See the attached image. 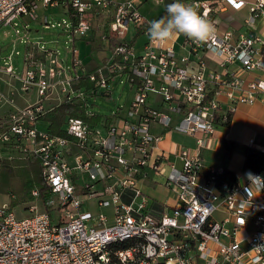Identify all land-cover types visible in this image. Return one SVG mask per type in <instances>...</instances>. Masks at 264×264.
<instances>
[{
	"label": "built area",
	"instance_id": "2783aa9c",
	"mask_svg": "<svg viewBox=\"0 0 264 264\" xmlns=\"http://www.w3.org/2000/svg\"><path fill=\"white\" fill-rule=\"evenodd\" d=\"M136 1L0 0V28L21 16L41 19L74 44L104 17L111 42L104 62L87 70L77 46L63 56L25 28L23 72L13 64L18 50L4 58L11 92L0 84V105L9 108L0 116L1 154L39 160L51 197L40 211L32 190L26 216L0 203V264H251L257 255L264 264V250L253 251L264 247V170L242 169L232 180L199 152L238 105L264 101V78L248 77L264 72V0H183L215 26L203 43L182 34L150 40L151 21ZM41 8H61L67 18L55 23ZM131 26L147 36L142 50L128 39ZM117 84L134 90L127 107L109 115L90 109L86 96H110ZM15 90L36 98L19 106ZM63 103L78 104L85 118L67 117L62 134L40 127ZM155 126L195 136V150L157 153L163 134ZM247 144L264 153L256 138ZM151 173L166 175L171 204L144 191Z\"/></svg>",
	"mask_w": 264,
	"mask_h": 264
},
{
	"label": "crops",
	"instance_id": "0c3cea01",
	"mask_svg": "<svg viewBox=\"0 0 264 264\" xmlns=\"http://www.w3.org/2000/svg\"><path fill=\"white\" fill-rule=\"evenodd\" d=\"M116 1H123V0H116ZM148 0H137L136 2L139 5V10L145 2ZM168 3H165V7L163 8L161 14L156 18L158 19L163 13L166 14V6ZM41 9L42 14H41ZM39 10V15L42 17L43 15H48L50 18H54L56 15L64 14L65 11L63 9H57L56 11L52 12L49 10H45L44 8H41ZM243 13V12H242ZM240 13V15L242 14ZM65 15V14H64ZM229 14H226L224 16V21L227 22ZM104 17H97V19L94 21L93 28L89 36L85 39H78L81 42H83V46H80V54L81 50L84 48L86 52V58H82L83 63L87 70L95 69L97 66L102 64L106 57L110 53L111 48V42H108L104 39L103 34L106 31V21L103 19ZM155 19V20H156ZM236 26H239L238 23H235ZM61 31V30H60ZM129 30L128 38L131 34ZM28 34L30 35L31 32H34L33 29L27 30ZM63 32V31H61ZM64 33V32H63ZM133 35L131 36L130 41L134 42L136 48L138 50H142L146 40L147 36L145 34H141L139 31L134 29ZM144 39L143 41H141ZM77 40V39H76ZM75 42V41H74ZM76 46V45H75ZM98 52H101V56L98 57L96 54ZM252 76H261L264 78V72L257 71L251 76H248L249 79L252 78ZM6 82V75L5 78H2L0 76V84L3 87L4 92L9 93L11 92L10 86H7ZM118 86L115 85V87ZM87 89V88H86ZM131 89V88H130ZM131 92L133 93L134 97V90L131 89ZM101 95H104L103 93H100ZM93 95V94H91ZM15 96H16V102L19 106H24L27 103H30L35 100L27 99L28 96L26 94H21L19 91L15 90ZM105 96V95H104ZM133 99V98H132ZM131 99V100H132ZM130 100V102H131ZM129 102V103H130ZM128 103V105H129ZM127 105V106H128ZM126 106V107H127ZM9 110L8 107H5L3 105H0V116L3 117L5 113ZM98 115H102L97 112ZM100 120V116L95 118V121L98 122ZM48 125V122L42 118V121L40 123V127L46 128ZM153 131L156 134H163V140L160 141L156 147L157 153H165L166 154H174L182 149H189L190 151L195 150L196 148V137L192 135H188L182 132H178L177 130H165L160 126H155L153 128ZM177 132L178 134L183 135V141L182 142H175L173 140V134ZM251 138H256V141L258 144L264 146V101H258L255 104L248 105V104H240L238 105L235 112L231 115V122L229 126H226L225 123L218 122L216 124V130L215 133L207 138L206 146L203 148H200V155L203 158L205 164L207 165H224L229 170H232L233 172L237 173L240 172L243 169L244 166V152L242 146H248L247 142ZM223 139H230L238 142L239 146L233 151L231 158L226 161L224 159V155L221 151V143ZM249 147V146H248ZM171 159L173 158V155L171 156ZM155 174L151 173L149 178L143 181V189L147 193V191H154L157 188L161 186L160 183L157 181H154L152 177H154ZM148 194V193H147ZM172 194V193H171ZM149 195V194H148ZM150 196V195H149ZM152 200L158 202L161 204L157 199L150 197ZM174 200V196L169 198V200L162 204H171ZM34 201V199H33ZM31 201L30 204L33 202ZM38 202H41L43 205V209H45L44 203L39 199ZM37 202V204H38ZM29 204V205H30ZM161 204V205H162ZM19 206L14 207L18 209ZM42 209V210H43ZM40 210V209H39ZM40 210V211H42Z\"/></svg>",
	"mask_w": 264,
	"mask_h": 264
},
{
	"label": "rangeland",
	"instance_id": "374dc122",
	"mask_svg": "<svg viewBox=\"0 0 264 264\" xmlns=\"http://www.w3.org/2000/svg\"><path fill=\"white\" fill-rule=\"evenodd\" d=\"M165 7L164 4L158 3L155 0H148L144 4H142L140 8V12L149 19V21L155 20L162 12L163 8ZM41 9V14H42ZM67 18L64 14H59L54 17L55 20L53 22L61 21L62 19ZM25 28L33 29L34 32H31L30 39L31 40H40V43L42 46L53 48L54 50H57L61 55H67L70 56V50L74 47V45L80 47L83 46V42L80 40H75L74 44L71 41L73 39V36L69 33H63L60 31L59 28H49L47 29L44 24L42 23L41 19L37 21H31L29 19H25L24 17H20L19 19L15 20V23H13L11 26H5L0 28V55L2 58H0V68L5 66V60L9 54L12 52H15L16 50L19 51V55H14L13 58V64L16 68V71L18 73H22L24 70V53L26 51L27 43L25 41ZM16 29H19V33L16 34ZM135 27H130V36L128 39H131V36L134 34ZM142 39L141 41H143ZM15 50V51H14ZM82 58H86V52L84 48L81 50ZM98 57L101 56V52H98L96 54ZM0 76L2 78H5V74L0 72ZM7 79V78H6ZM28 96L27 99L33 100L35 98V93L31 92L29 94H26ZM133 98V93L131 92L130 86L118 84V86L115 87V89L112 92V95L110 96H104L100 93L88 95L86 96L87 101L90 104V109L98 112L102 115H109L111 114L117 107L119 106H127L130 100ZM173 140L175 142H182L183 141V135L178 134L175 132L173 135ZM166 175H155L152 177L154 181H157L161 184L159 188L152 191H147V193L150 195V197L157 199L161 204L165 203L169 200V198L172 196L171 192H169L168 189L164 186L166 182ZM9 178H4L0 175V184L4 183V180L7 179L8 185H13L12 181L10 179L11 176H8ZM10 196L9 195H0V203H7L9 204ZM28 204H23L18 207V214L20 216H26L30 212L28 211ZM38 207L40 210L43 209V205L41 202H38ZM94 209V208H93ZM106 212V210H104Z\"/></svg>",
	"mask_w": 264,
	"mask_h": 264
},
{
	"label": "trees",
	"instance_id": "16d2710c",
	"mask_svg": "<svg viewBox=\"0 0 264 264\" xmlns=\"http://www.w3.org/2000/svg\"><path fill=\"white\" fill-rule=\"evenodd\" d=\"M163 13L158 19L164 17ZM87 89L91 88L90 83L83 84ZM84 109L78 104L63 103L56 107L43 118L48 122V129L51 133L62 134L63 126L67 117H82L85 118ZM230 122L225 123L229 126ZM239 146L238 142L230 139H223L221 143V151L224 159L228 161L233 151ZM245 155L243 169H252L260 172L264 170V153L260 150L242 146ZM227 168V167H226ZM0 175L4 178L11 176L13 185H8L7 179L0 184V195H9V205L11 207L21 206L33 201L32 190L39 191V199L47 205L48 199L51 197V191L47 185L39 160L31 158H9L0 151ZM226 176H230L235 180V173L232 170L226 172ZM112 264H120L117 259L112 260Z\"/></svg>",
	"mask_w": 264,
	"mask_h": 264
},
{
	"label": "clouds",
	"instance_id": "9594fccd",
	"mask_svg": "<svg viewBox=\"0 0 264 264\" xmlns=\"http://www.w3.org/2000/svg\"><path fill=\"white\" fill-rule=\"evenodd\" d=\"M147 31L149 39L157 42H167L182 34L197 43H203L214 38L216 33L212 22L183 0H174L167 4L166 15L152 20ZM252 179H259V177H252ZM260 250H264V247H257L253 251ZM251 264H261V257L257 255Z\"/></svg>",
	"mask_w": 264,
	"mask_h": 264
}]
</instances>
